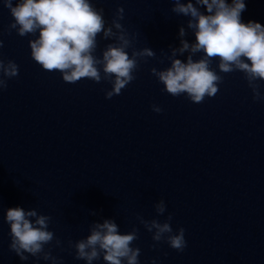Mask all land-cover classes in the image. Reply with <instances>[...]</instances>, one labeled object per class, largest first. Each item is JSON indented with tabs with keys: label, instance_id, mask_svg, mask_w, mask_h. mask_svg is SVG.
Returning a JSON list of instances; mask_svg holds the SVG:
<instances>
[{
	"label": "water",
	"instance_id": "1",
	"mask_svg": "<svg viewBox=\"0 0 264 264\" xmlns=\"http://www.w3.org/2000/svg\"><path fill=\"white\" fill-rule=\"evenodd\" d=\"M244 2L241 22L264 26V0ZM93 3L104 9L106 27L123 8L120 23L133 48L156 53L110 100V83L67 84L59 72L34 62L29 40L38 33L9 34L14 19L0 0V58L19 66L0 91V264H52L31 256L21 261L9 250L5 215L15 207L52 217L49 231L62 246L54 240L45 248L62 264H86L74 258L68 241L85 239L90 225L104 219H114L121 234L139 229L132 245L141 250L139 264H264V101L253 102L242 73H220L218 60L211 67L223 83L215 97L194 104L186 95H168L151 69L170 67L167 56L170 46H180V27L194 42L189 18L171 12L170 0ZM97 40L101 57L114 41ZM153 104L163 111L153 112ZM161 199L167 210L157 216ZM169 214L174 233L185 229L182 253L163 242L153 247L152 233L137 220L164 222Z\"/></svg>",
	"mask_w": 264,
	"mask_h": 264
},
{
	"label": "clouds",
	"instance_id": "2",
	"mask_svg": "<svg viewBox=\"0 0 264 264\" xmlns=\"http://www.w3.org/2000/svg\"><path fill=\"white\" fill-rule=\"evenodd\" d=\"M174 7L171 12L188 17L187 29L195 37L189 42L185 27H180V46L171 47L170 67L164 70L151 69V74L164 87L162 91L172 97L186 95L190 102L201 104L205 98H213L219 92L223 77L212 69L213 60H218L220 73L243 74L252 92L253 102L264 101L261 82H264V26L249 21L241 22V13L246 10L244 0H170ZM14 19L9 25V34L16 30L20 37L28 35L38 38L29 40L31 59L47 72H59L63 82L75 84L81 79H88L97 84L102 81L111 84V90L105 92V99L119 96L136 76L141 62L154 59L156 53L148 47L142 50L133 48L132 39L120 23L124 19V9L118 8L111 23L106 27L104 9H97L93 0H3ZM206 9V13L200 8ZM102 34V36H101ZM97 37L106 44L101 57L95 55L99 43ZM3 41L0 40V49ZM132 49L131 56L128 50ZM187 53L186 61L182 57ZM202 53L199 59L194 57ZM163 63V61H160ZM19 66L0 58V91L7 88V81L17 77ZM152 111L159 114L163 109L153 104ZM157 216H163L167 210L164 200L154 205ZM90 215H97L90 212ZM173 217L167 216L164 222L157 219L150 221L137 216L145 230L152 233L153 247L167 243L178 253L187 247L185 229L175 233L171 226ZM51 216L41 215L35 209L21 207L9 208L5 222L10 225L9 250L21 261L29 256L62 264L52 255V249L45 246L55 240V247L60 248L62 241L49 231ZM139 229L121 234L114 219L94 222L89 227V235L73 243L75 259L93 264L102 257L104 264H139L141 250L132 247L138 240ZM27 254V255H26ZM151 264H156L153 260Z\"/></svg>",
	"mask_w": 264,
	"mask_h": 264
}]
</instances>
